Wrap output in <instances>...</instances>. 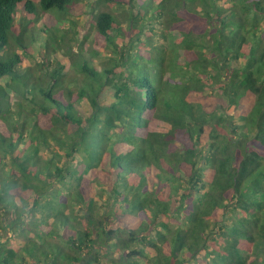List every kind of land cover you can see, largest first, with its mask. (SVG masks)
Segmentation results:
<instances>
[{"label": "trees", "instance_id": "1", "mask_svg": "<svg viewBox=\"0 0 264 264\" xmlns=\"http://www.w3.org/2000/svg\"><path fill=\"white\" fill-rule=\"evenodd\" d=\"M94 1L0 0V264H264V0Z\"/></svg>", "mask_w": 264, "mask_h": 264}, {"label": "rangeland", "instance_id": "2", "mask_svg": "<svg viewBox=\"0 0 264 264\" xmlns=\"http://www.w3.org/2000/svg\"><path fill=\"white\" fill-rule=\"evenodd\" d=\"M86 1H87V2L85 3L86 5H85L84 8H83V10L85 11L83 17H85V18H87V17L91 14V11L94 10V9H96V10H108V9H112V6H111V5L100 4V3H98V2H95L94 0H86ZM43 36H44V33H43ZM80 39H82V38H80ZM92 39H93V38L90 37L89 40H88V42H87V44H86V48H87L88 50L92 49V46H93ZM72 45H74L76 49L79 47L78 44H77L76 42H73ZM63 54H64V52H63V50H62V51L60 52V54H59L58 57H59L60 59H63V61H65V59H64L65 56H64ZM40 58H41V54L38 53V54L36 55L35 58H31L32 63L36 64V62L39 61ZM101 60H102V59L98 57V58H96L95 61H98V62H99V61H101ZM70 69H71V68H70ZM0 213H1V211H0Z\"/></svg>", "mask_w": 264, "mask_h": 264}]
</instances>
